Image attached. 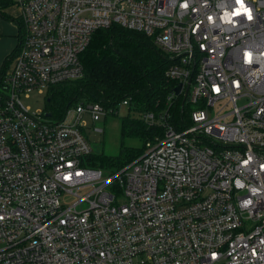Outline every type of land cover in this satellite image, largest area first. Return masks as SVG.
Returning <instances> with one entry per match:
<instances>
[{"label":"built area","instance_id":"2783aa9c","mask_svg":"<svg viewBox=\"0 0 264 264\" xmlns=\"http://www.w3.org/2000/svg\"><path fill=\"white\" fill-rule=\"evenodd\" d=\"M14 2L24 30L0 76V264H264V0H243L251 19L232 15L238 0ZM114 24L167 53L182 83L169 98L186 114L105 173L88 163L85 116L131 97L58 116L22 95L48 88V101L82 78L94 32Z\"/></svg>","mask_w":264,"mask_h":264},{"label":"trees","instance_id":"16d2710c","mask_svg":"<svg viewBox=\"0 0 264 264\" xmlns=\"http://www.w3.org/2000/svg\"><path fill=\"white\" fill-rule=\"evenodd\" d=\"M10 5H16L14 0H0V9ZM14 18L20 26L21 36L23 20L20 15ZM18 47L7 58L5 67ZM81 61L83 77L75 80L76 86L68 82L53 86L46 109L59 116L72 103L80 102L81 95L86 97L84 102L102 101L106 106H116L125 97H131L129 108L126 107L129 112L121 117V136L143 142L141 145H121L116 153L93 151L88 157L89 165L108 172L118 171L143 152L146 141L164 134L165 120L180 126L186 106L182 105L181 95L172 96L173 103L169 98L177 84L166 75L171 59L151 36L117 24L100 28L94 32ZM133 111L139 112L140 117H132ZM147 113H153L154 118L147 117Z\"/></svg>","mask_w":264,"mask_h":264},{"label":"rangeland","instance_id":"374dc122","mask_svg":"<svg viewBox=\"0 0 264 264\" xmlns=\"http://www.w3.org/2000/svg\"><path fill=\"white\" fill-rule=\"evenodd\" d=\"M68 83L70 85L77 84L76 81ZM47 97L48 88H45L44 91H40L36 88L29 93L28 97L22 95V101L26 106L30 107L32 111L44 110L47 108ZM82 100H86L84 95L79 97V101ZM56 110H60V108L56 107ZM128 112L129 111L126 107H121L118 114L103 116L101 119L96 121L92 120L89 115L85 116L88 121V125L84 128V134L88 138L93 151L116 153L120 150L121 145L132 146L143 144V142L137 138H122L121 136V117L128 114ZM132 117H140V113L133 111ZM104 172L110 173L107 170ZM64 199L66 201H70L72 200V196L67 194L64 196Z\"/></svg>","mask_w":264,"mask_h":264},{"label":"crops","instance_id":"0c3cea01","mask_svg":"<svg viewBox=\"0 0 264 264\" xmlns=\"http://www.w3.org/2000/svg\"><path fill=\"white\" fill-rule=\"evenodd\" d=\"M19 15L16 5L0 9V76L5 70L7 58L15 51L21 41L20 26L14 16Z\"/></svg>","mask_w":264,"mask_h":264},{"label":"clouds","instance_id":"9594fccd","mask_svg":"<svg viewBox=\"0 0 264 264\" xmlns=\"http://www.w3.org/2000/svg\"><path fill=\"white\" fill-rule=\"evenodd\" d=\"M238 3L240 4V7L239 8H237L236 10H235V12L234 13H232V15H240L241 13H247L248 14V19H251L252 17H251V14H250V12H249V9H247L245 6H244V3H243V0H238ZM187 5L185 4V5H182V7H186ZM231 19V17L227 14V13H225V20L226 21H228V20H230Z\"/></svg>","mask_w":264,"mask_h":264},{"label":"water","instance_id":"95a60500","mask_svg":"<svg viewBox=\"0 0 264 264\" xmlns=\"http://www.w3.org/2000/svg\"><path fill=\"white\" fill-rule=\"evenodd\" d=\"M181 87H182V83H179L176 87H175V92L176 94H178L181 90ZM50 98H48V101H49ZM47 115H49V112L46 113Z\"/></svg>","mask_w":264,"mask_h":264}]
</instances>
